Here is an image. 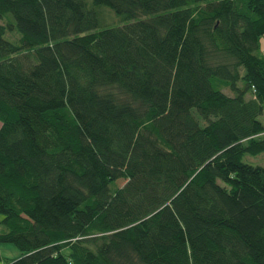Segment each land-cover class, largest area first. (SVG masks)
Listing matches in <instances>:
<instances>
[{"label":"trees","instance_id":"1","mask_svg":"<svg viewBox=\"0 0 264 264\" xmlns=\"http://www.w3.org/2000/svg\"><path fill=\"white\" fill-rule=\"evenodd\" d=\"M263 113L264 0H0V264H264Z\"/></svg>","mask_w":264,"mask_h":264},{"label":"rangeland","instance_id":"2","mask_svg":"<svg viewBox=\"0 0 264 264\" xmlns=\"http://www.w3.org/2000/svg\"><path fill=\"white\" fill-rule=\"evenodd\" d=\"M12 38H15L16 35L10 34L9 35ZM229 92V91H228ZM260 119L264 123V113L260 116ZM205 122L203 121L202 124ZM1 124V122H0ZM243 161L252 165H259L264 167V152L259 153L257 155H252V154H245L243 157ZM123 181L119 182V185H122ZM4 218V216L0 213V221ZM0 252L5 258H17L20 256V251L19 249L12 243H4L0 242ZM3 264V262H1Z\"/></svg>","mask_w":264,"mask_h":264}]
</instances>
